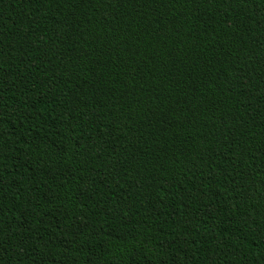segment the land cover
Returning a JSON list of instances; mask_svg holds the SVG:
<instances>
[{
  "label": "trees",
  "instance_id": "16d2710c",
  "mask_svg": "<svg viewBox=\"0 0 264 264\" xmlns=\"http://www.w3.org/2000/svg\"><path fill=\"white\" fill-rule=\"evenodd\" d=\"M0 264H264V0H0Z\"/></svg>",
  "mask_w": 264,
  "mask_h": 264
}]
</instances>
